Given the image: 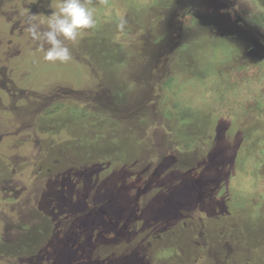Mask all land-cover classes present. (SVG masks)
<instances>
[{
  "label": "rangeland",
  "instance_id": "obj_1",
  "mask_svg": "<svg viewBox=\"0 0 264 264\" xmlns=\"http://www.w3.org/2000/svg\"><path fill=\"white\" fill-rule=\"evenodd\" d=\"M260 60L264 0H0V264H264Z\"/></svg>",
  "mask_w": 264,
  "mask_h": 264
},
{
  "label": "trees",
  "instance_id": "obj_2",
  "mask_svg": "<svg viewBox=\"0 0 264 264\" xmlns=\"http://www.w3.org/2000/svg\"><path fill=\"white\" fill-rule=\"evenodd\" d=\"M232 80L235 82H239V83H248L250 85H260V87L258 88L259 93L264 95V61L260 60L257 61V63H255L254 65H252V67L249 66H244V65H238L236 67H234V69L232 70ZM256 93V92H255ZM257 99H249L248 101H246V106L248 108H257L258 111H260L259 109V103H257L256 101ZM56 103L55 105L52 104L49 106V108H47L44 111V114H53L58 112L61 108L64 107V105L61 102H54ZM74 145L68 144L65 145L66 150H71L72 148H74ZM59 157H57L58 159ZM75 160V159H74ZM54 163V161H53ZM82 163V162H80ZM76 163L71 162L70 163V167H75ZM129 179V178H127ZM124 188H120V191H123ZM101 260L100 257H95L93 260L96 261Z\"/></svg>",
  "mask_w": 264,
  "mask_h": 264
}]
</instances>
